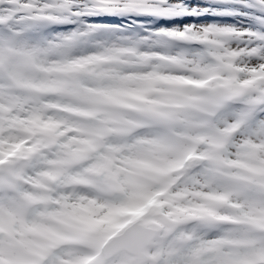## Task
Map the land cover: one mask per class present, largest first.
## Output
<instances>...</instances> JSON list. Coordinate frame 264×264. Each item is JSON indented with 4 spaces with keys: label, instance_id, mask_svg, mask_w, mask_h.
<instances>
[{
    "label": "snow or ice",
    "instance_id": "1",
    "mask_svg": "<svg viewBox=\"0 0 264 264\" xmlns=\"http://www.w3.org/2000/svg\"><path fill=\"white\" fill-rule=\"evenodd\" d=\"M0 264H264V0H0Z\"/></svg>",
    "mask_w": 264,
    "mask_h": 264
}]
</instances>
